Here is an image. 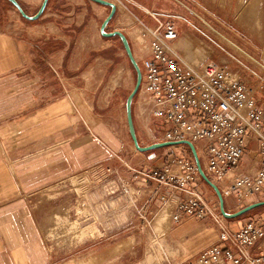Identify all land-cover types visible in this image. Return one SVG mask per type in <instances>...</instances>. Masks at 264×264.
<instances>
[{
  "label": "crops",
  "instance_id": "crops-1",
  "mask_svg": "<svg viewBox=\"0 0 264 264\" xmlns=\"http://www.w3.org/2000/svg\"><path fill=\"white\" fill-rule=\"evenodd\" d=\"M18 1L28 14L43 2ZM176 1V4L166 6L156 5L158 0H123V5L129 4V14H121V18L127 21L123 25L117 24L115 29L125 31L128 36L134 34L135 31L125 29V25L137 19L142 26L156 27V21L145 14V7L168 19L169 16L178 18L179 35L173 46L183 57H202L198 54V43L203 44L208 35L200 31L199 26H207L221 39L227 40L229 36L232 47L238 49L235 48L238 53L233 51L230 61L221 59L216 62L235 69L244 66L241 62L244 56L262 67L264 0ZM238 3L243 6L241 19L236 12ZM94 6L103 12L108 8L92 0H49L45 14L29 24V20L22 18L8 0H0V264H124L122 258L125 253L134 250L133 233L117 232L97 240L85 239L81 245L69 249L71 253L67 258H59L58 252L51 253L46 248L36 217L25 201L26 194L57 183L96 162L119 164L121 160H127L124 157L126 154H123L125 145L128 141L134 144L127 121L126 103L123 118L121 116L123 122L119 123L118 129H112L108 101L104 103L108 97L105 94L96 96L102 86V81L98 80L100 75L95 66L89 64L88 70L85 67L87 57L82 46L89 41L81 28L86 20L89 24L95 21ZM119 6L117 4L118 12L121 11ZM250 17L259 19L255 29L247 23ZM225 28L231 31V36ZM78 31L79 36L72 40ZM241 43L250 47H240ZM211 61L215 60L211 58ZM254 73L259 75L257 71ZM113 96L115 99L112 97L111 106L115 108L112 110L120 111V100L116 94ZM137 109L133 105L134 124L138 139L142 141L151 118ZM157 150L164 152L163 156L167 150L178 152V157L183 155V145ZM149 157L152 158V155ZM164 159L160 157L162 162L151 161L162 167ZM122 163L124 166L126 162ZM141 168L150 175L153 172L147 171L148 166ZM159 190L165 198L173 194L171 198L176 201L185 195L180 187L160 182ZM177 192L179 194H175ZM160 200L158 197L155 203H160ZM186 224L181 230L183 235H191V239L201 237L197 219ZM124 236L130 238L125 240ZM215 241L190 247L189 244L184 245L191 253L187 258L195 257Z\"/></svg>",
  "mask_w": 264,
  "mask_h": 264
},
{
  "label": "rangeland",
  "instance_id": "rangeland-1",
  "mask_svg": "<svg viewBox=\"0 0 264 264\" xmlns=\"http://www.w3.org/2000/svg\"><path fill=\"white\" fill-rule=\"evenodd\" d=\"M108 1L119 4L121 11H116L114 17L108 23L106 31L120 30L115 28L117 24L123 25L124 21H127V19L123 20L121 18V14L123 13L128 16L129 4L123 5V0ZM165 1H168V3ZM246 2H248V0ZM174 3L176 4L177 1L158 0L156 5L162 4L169 6ZM237 6V16L241 19L243 6L240 7L239 3ZM39 7L35 10H30L29 14L31 13L30 15H34ZM94 7L96 8L95 14L97 15L94 17L95 21L89 24V20H86L81 28L82 31L84 30L86 32L85 39L89 41L88 44L86 43L82 46L84 49L83 54H86L87 57V64L85 67L86 70H88L90 65L93 67L95 66L98 71L100 75L98 80L102 81V86L100 91L96 92V96L105 94L104 96L108 97L104 100V103L108 101L107 111L109 112V125L112 129H118L121 122H123L121 116L123 118L127 97L136 83V71L127 56L121 40L118 37L111 39L112 37L101 35V25L106 19V14L108 16L110 13L111 8L108 7L107 10L103 12L97 6ZM143 8L145 14L156 21V23L157 19H168L166 16H161L152 9ZM16 12L19 13L18 10ZM250 18L247 19V23L252 26L251 29H255L259 19L255 17ZM169 19L173 20L175 24L179 23L178 18L169 16ZM36 21H28V23H35ZM139 21L140 20L137 19L125 25V29L128 30V28H131V30L135 31L134 34L131 33L128 36L125 31L120 30L127 36L135 58L138 51L137 39L140 38V33L145 27L140 25ZM178 27L179 26H177V28ZM199 27V30L208 35V38L205 39L203 44L198 43V54L202 55V57H207V60L213 58L215 61L221 59L230 61L233 51H235V48L237 49L235 46V48L232 47L233 45H231L230 42L231 38L228 36L227 40L221 39L212 28L207 26ZM225 30L231 36V31L226 28ZM78 36L79 31L73 35L72 40H75ZM200 37L202 38V35H200ZM239 46H245L244 48L247 49L250 47L249 44L242 43ZM179 47L182 48L181 44H179ZM134 50L137 51L134 52ZM235 52L238 53L237 51ZM206 54L210 56L208 57ZM251 55L253 54L251 53ZM96 56L101 57L95 59ZM242 59L243 61L241 60V62L244 66H238L235 67V69H239L242 77L256 87V96L264 102L263 67L260 68L258 63L250 59V57L247 58L243 56ZM261 66H264V64ZM254 71H257L259 75H256ZM50 80L51 77L49 78V81ZM139 92L140 89L133 99V105L136 107ZM91 94H94V92H91ZM113 94H116V97L120 100L118 101L121 106L120 111L112 110L115 108L111 106L112 97L115 99ZM144 116L150 117L151 123L147 126L145 134L142 135V141L139 140L140 144L146 146L152 144V141L155 143L161 142L157 141V135L153 132V129H158L159 123L152 116L147 114ZM184 147L187 149L185 148V150L183 148L182 153H190V148L186 145ZM168 151L169 150L165 152V156H163L164 152H160L157 149L141 152L137 151L134 144L128 141L123 151V154H126L124 157L127 160L123 159L119 164H114L110 161L96 162L87 169L64 177L57 183L44 187L37 192L26 194L25 201H27L29 208L36 217V221L43 234L46 248L51 251V253L58 252L60 255L59 258H67L71 253L69 249L81 245L82 241L85 239L93 238L97 240L111 236L117 232H131V234L133 233L131 240L134 250L132 253H125V256L122 258L125 261L124 264H177L187 259L191 254L183 247L184 245L189 244L188 246L190 247L208 241H215L218 237L221 223H224L233 231H237L250 223L264 224V205L235 220L223 217L220 212L219 200L215 191L201 179L197 184L205 190L204 194L207 200H202L203 204L200 203L201 206H199V210L203 211L202 214H206L208 211L210 214L208 213L203 217H195L202 231L201 237L191 239V235H183L184 231L181 230L187 225L186 223L189 220L194 219L190 217L182 222L174 219L175 213L180 211L177 205L179 203L183 204L184 200H173V198H171L173 194H171V196L163 201L161 199L162 193L159 192V182L141 168L143 166H148L149 168L147 171L153 170L155 167L159 166H157V163L154 164L151 160L155 159L156 162H162L160 157H164L165 159L163 161H165V165L162 168H168L172 173H178V170L175 169L176 160L180 158L178 157V152L171 153ZM149 155H152V158H150ZM158 155H160L159 158L157 157ZM247 159L248 156H245L244 163L246 165L248 162ZM131 160H133V163H131ZM122 162H126L124 166H122ZM107 167H110L112 170L119 169L120 174L108 172L106 170ZM145 173L148 176L144 175ZM133 175L137 177L131 178ZM126 184L130 189L129 192L125 191ZM195 184L196 182L192 181L190 185L186 186V189L189 190L193 188ZM144 186L147 187L146 190H144ZM175 194L179 193L177 192ZM188 195L191 196L190 193H187V196ZM192 196L194 199L197 198V195ZM158 197L161 199L160 203L162 205H160V203H155ZM224 199L225 208L229 213L253 203L252 200H264L262 197H253L247 204L240 205L235 202L233 198H231V200L230 198L228 200L226 198ZM177 232L180 233L177 235ZM129 238L130 236H126L124 239L126 240Z\"/></svg>",
  "mask_w": 264,
  "mask_h": 264
},
{
  "label": "built area",
  "instance_id": "built-area-1",
  "mask_svg": "<svg viewBox=\"0 0 264 264\" xmlns=\"http://www.w3.org/2000/svg\"><path fill=\"white\" fill-rule=\"evenodd\" d=\"M178 35L171 19H157L156 27L142 29L136 55L142 71L138 109L159 123L153 129L157 141L195 144L206 174L224 198L240 205L253 197L264 198V104L256 96V87L227 64L201 56L183 57L173 46ZM162 167H155L151 176L185 191L174 219L182 222L207 215L209 211L199 210L207 198L197 184L202 177L191 150L176 160L178 173ZM106 170L120 174L119 169ZM192 181L195 186L186 189ZM125 189L130 191L127 184ZM161 199L166 200L164 195ZM177 264H264V224L250 223L233 231L221 223L216 242Z\"/></svg>",
  "mask_w": 264,
  "mask_h": 264
},
{
  "label": "water",
  "instance_id": "water-1",
  "mask_svg": "<svg viewBox=\"0 0 264 264\" xmlns=\"http://www.w3.org/2000/svg\"><path fill=\"white\" fill-rule=\"evenodd\" d=\"M8 1L19 11V13L22 15V17L24 19L29 20V21L38 20L44 14V12L47 8L48 2H49V0H43L38 11L34 15H30L23 9V7L21 6V4L19 3L18 0H8ZM92 1L99 3V4H102V5H105V6H108L111 8L110 13L108 14V16L106 17V19L103 21V23L101 25V28H100L101 35H103L105 37H118L121 40L122 45H123V47L127 53V56L129 58L130 62L132 63L135 71H136L135 86H134L133 90L131 91V93L129 94V96L127 97V100H126L127 121H128L130 135H131V138H132V141L134 143L136 150L141 151V152H148V151H152V150L163 148V147H171V146H176V145H187L193 154V157H194V160L196 162L197 169H198L200 176L215 191V193L218 197V200H219L220 212H221L222 216L227 218V219H236V218L241 217V216L245 215L246 213H248V212H250V211H252V210H254L260 206H263L264 200L256 201V202L250 203L248 205H245L244 207H242V208H240V209H238L232 213H229L225 208V199L222 195L220 188L206 174V172L202 166V163L200 161V158L198 156L196 146L192 141H190V140L161 141V142L152 143V144L146 145V146L140 144L139 139H138V135H137V131L135 128V124H134V118H133V99H134L135 95L138 93L140 86H141V82H142L141 68H140V66H139V64H138V62L134 56L131 44H130L127 36L125 35V33L120 31V30L106 31V27H107L108 23L112 20V18L114 17V15L117 11V5L111 1H108V0H92Z\"/></svg>",
  "mask_w": 264,
  "mask_h": 264
},
{
  "label": "trees",
  "instance_id": "trees-1",
  "mask_svg": "<svg viewBox=\"0 0 264 264\" xmlns=\"http://www.w3.org/2000/svg\"><path fill=\"white\" fill-rule=\"evenodd\" d=\"M253 202H255L256 200H252ZM250 213V212H249ZM246 214H248V213H246ZM243 216H245V215H243ZM243 216H241V217H243ZM241 217H239V218H241ZM231 220H235V219H231Z\"/></svg>",
  "mask_w": 264,
  "mask_h": 264
}]
</instances>
